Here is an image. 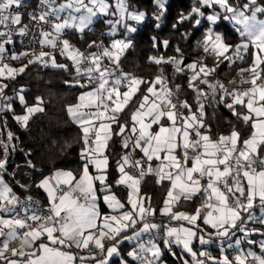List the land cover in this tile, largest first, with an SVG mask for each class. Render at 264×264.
I'll use <instances>...</instances> for the list:
<instances>
[{"label":"snow or ice","instance_id":"snow-or-ice-1","mask_svg":"<svg viewBox=\"0 0 264 264\" xmlns=\"http://www.w3.org/2000/svg\"><path fill=\"white\" fill-rule=\"evenodd\" d=\"M153 4L159 29L168 9L165 0ZM101 16L109 17L101 33L108 44L91 40L81 49L71 42L73 35L83 40ZM147 17L134 0H0V264H168L165 250L177 264H264V0H191L171 29L185 42L199 31L194 47L203 55L185 64L179 43L172 56L150 55L159 68L153 78L122 67L135 47L137 27L130 22ZM222 23L233 26L238 43L228 42ZM18 37L28 45L11 51ZM151 39L157 52L172 47L168 38ZM250 48L251 63L239 69V80L213 78L222 65L245 62ZM8 59L26 63L17 68ZM30 68L65 73L62 83L80 89L63 109L79 129L75 171L53 167L45 174L9 127V115L25 132L46 115L44 97L30 104L27 87L14 83ZM179 75L185 80L174 83ZM221 105L250 128L247 137L236 124L214 136L206 110L215 114ZM69 147L66 142L61 151ZM17 153L25 162L9 172ZM22 167L32 183L15 179ZM6 176L26 193L23 201ZM148 177L158 186L167 182L159 207L143 191ZM33 186L45 193L46 205L27 195ZM212 244L218 256L208 250Z\"/></svg>","mask_w":264,"mask_h":264},{"label":"trees","instance_id":"trees-1","mask_svg":"<svg viewBox=\"0 0 264 264\" xmlns=\"http://www.w3.org/2000/svg\"><path fill=\"white\" fill-rule=\"evenodd\" d=\"M135 3L142 9L148 12L146 20L137 26V32L132 35L134 41V49L127 51L126 55L122 59V67L124 71L134 73L139 77L153 78L158 74L159 68L153 63L148 61L150 55H159L164 53L166 56H172L174 54V47L177 43L180 44L185 50L186 59L184 63H189L193 59L203 55L200 50L195 49V42L200 38V32L197 31L192 39L188 41H181L179 33H174L171 29V24L174 22L179 12L187 11L191 0H165L166 7L168 9L166 18L164 19L159 29L155 28V21L151 19V13L155 9L153 0H134ZM109 17H103L97 20L93 24V32L91 34H85L84 39H79L78 36L74 37L77 47L81 49L86 47V42L91 40H99V33L106 31L107 26L103 24V20ZM133 23V22H130ZM183 29H181L182 31ZM219 30L224 32L228 36V42L236 44L239 42V37L236 32L232 31V26L226 23H222ZM157 36L159 39L168 38L172 42V47L167 50L161 46L160 51L157 52L152 47L151 37ZM251 52L249 50V56L246 57L245 62L232 65L228 68L222 65L221 68L213 74L214 79H220L222 82L227 84L232 77L239 72L240 68H247L251 63ZM61 62H65L64 58H58ZM212 59L209 58L207 63L212 64ZM22 63H26V60L20 61L19 66ZM227 63V62H226ZM165 75L171 79V67L164 66ZM68 76L65 73L58 72L55 69H40L30 68L27 75H22L17 78L14 82L17 86L25 85L28 89L27 99L31 104L33 98L37 95H42L46 102H48L46 115L36 118L30 124V129L25 132L19 128V126L12 120L11 116L8 117L9 127L17 134H19L22 144L25 149H31L34 152L33 160L38 166H41L44 173L48 174L53 167L76 170L79 167V129L73 124L67 114L64 112V106L68 103H75L77 95L80 89H69L63 83V79H67ZM185 80L183 75L177 76L174 83H180ZM11 83V82H10ZM235 87V85H228ZM12 93L9 92V95ZM139 95V94H138ZM185 96L182 94L181 99ZM187 98L189 102H192V93L189 91ZM17 114H23L20 105H15ZM130 113V109L128 110ZM231 121V122H229ZM206 122L212 126V132L215 136L217 133L228 134L233 124L241 130L244 137H247L250 133V128L245 126L242 121H237L231 113L225 109L222 105L219 106L215 114L213 108L209 107L206 110ZM55 140L56 144H52ZM71 143V147L65 151H61L65 143ZM118 150V149H117ZM23 156H18L17 161L22 162ZM29 171V169L22 167L18 174L19 178L23 183H27L23 173ZM114 174V173H113ZM39 179V177H35ZM33 182V176H32ZM143 191L149 193L153 197V204L159 207L162 204L164 196L166 194L167 182L164 186H158L154 183L152 177L146 178V182L142 185ZM28 194L33 197L40 198L46 203L44 195L40 190L34 186L29 190ZM117 194L121 199L125 198V191L123 189H117ZM102 210L105 211V206L101 205ZM179 210H190L188 208H180ZM161 218V217H157ZM125 248L130 246L125 243ZM217 244L208 246L211 253L215 256L219 255V249L216 248ZM258 251V249H257ZM164 259L167 260L168 264H177L173 258L165 252Z\"/></svg>","mask_w":264,"mask_h":264},{"label":"built area","instance_id":"built-area-1","mask_svg":"<svg viewBox=\"0 0 264 264\" xmlns=\"http://www.w3.org/2000/svg\"><path fill=\"white\" fill-rule=\"evenodd\" d=\"M151 19H152V16H151ZM232 26V25H231ZM92 28H93V25H92ZM232 31L233 32H235L234 31V29H233V26H232ZM93 32V31H92ZM92 32H86V34H91ZM102 33V32H101ZM101 33H99V40H103L104 41V43L105 44H108L109 43V38L108 37H106V36H102L101 35ZM76 36H78V35H73V36H71V37H69L70 39H71V42L73 43V44H75L76 45V42L74 41V37H76ZM21 40H23V44H21ZM98 40V41H99ZM28 45V40L27 39H24V38H16V41H15V43L13 44V45H11V46H8V47H10V49H11V51H17V52H19V51H23L24 50V47L25 46H27ZM77 46V45H76ZM30 47H32V48H34L36 51H39V46L38 45H31ZM46 51L48 50V49H45ZM58 58H61V57H58ZM6 62L8 63V64H10L11 66H14L15 64H17V63H19L20 61H12V60H10V59H8V60H6ZM238 73V72H237ZM237 73L232 77V79H236V80H239V76L237 75ZM245 75H247V73L245 74ZM220 80V79H219ZM221 81V80H220ZM229 88H232V87H230V86H228ZM17 134V133H16ZM18 136H19V134H17ZM20 137V136H19ZM18 144H19V146L21 147V148H24L25 149V147H24V145L22 144V141H21V138H20V141H18L17 142ZM18 156H23V158H24V160L22 161V162H18L17 161V157ZM11 160H12V164L10 165V167H9V172H11L12 170H13V168L15 167V165L16 164H20V165H23L24 164V162H25V157H24V155H23V153H17V154H15L13 157H11ZM25 173H28V175L26 176L25 175ZM23 176H24V178L27 180V183H32V173L31 172H29V171H26V172H24L23 173ZM5 179L13 186V189H14V192L17 194V195H19L20 197H21V200L23 201L24 200V197H25V195H26V193L22 190V189H20L19 187H17V186H15V182L10 178V177H8V176H6L5 177ZM16 180H20L19 178H15ZM21 181V180H20ZM21 183H23L22 181H21ZM27 195H30V194H28L27 193ZM33 197V196H32ZM33 199H35V200H37V201H40V202H42L43 204H45L43 201H42V199H40V198H36V197H33ZM46 205V204H45ZM208 250L210 251V249L208 248Z\"/></svg>","mask_w":264,"mask_h":264},{"label":"crops","instance_id":"crops-1","mask_svg":"<svg viewBox=\"0 0 264 264\" xmlns=\"http://www.w3.org/2000/svg\"><path fill=\"white\" fill-rule=\"evenodd\" d=\"M261 18H264V17H261ZM100 18H97L96 20H94V22H93V24L97 21V20H99ZM61 58H63V57H61ZM250 85H247V84H245V85H242V87H244V88H247V87H249ZM41 191V193L44 195V199H45V201H46V203H47V200H46V198H45V193L42 191V190H40ZM103 205V204H102ZM108 211V209H107V207L105 206V212H107ZM161 221H164V222H167V218L166 217H161V218H158L157 219V222H161ZM179 223L180 222H174V224H173V226H179ZM144 239L146 240V239H148V236L147 235H145V237H144ZM127 244V243H126ZM128 245V244H127ZM130 246V245H129ZM176 251H177V253H179L180 252V249L179 248H176L175 249ZM165 252H167V250H165Z\"/></svg>","mask_w":264,"mask_h":264},{"label":"rangeland","instance_id":"rangeland-1","mask_svg":"<svg viewBox=\"0 0 264 264\" xmlns=\"http://www.w3.org/2000/svg\"><path fill=\"white\" fill-rule=\"evenodd\" d=\"M108 2H109L110 4H114V0H108ZM98 18H103V16L98 17ZM142 23H143V22H142ZM132 24H133V26H136V27H137V26L140 25L141 23L137 25V24H135V22H133ZM226 24L230 25L229 23H226ZM132 35H133V34H132ZM19 64H20V62L17 63V64H15L13 67H17V68H18V67H20ZM216 248L219 249L218 244H217V247H216Z\"/></svg>","mask_w":264,"mask_h":264}]
</instances>
